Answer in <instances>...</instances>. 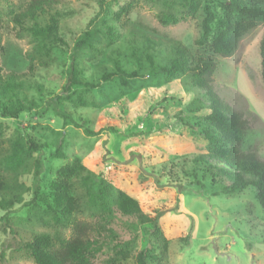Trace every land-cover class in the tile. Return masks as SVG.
Instances as JSON below:
<instances>
[{
  "label": "rangeland",
  "instance_id": "1",
  "mask_svg": "<svg viewBox=\"0 0 264 264\" xmlns=\"http://www.w3.org/2000/svg\"><path fill=\"white\" fill-rule=\"evenodd\" d=\"M30 1L0 0V73L12 87L0 100L34 105L16 117L0 112V264H34L25 242L33 234L56 244L67 238L69 212L96 223L106 241L112 234L127 243L117 264H136L145 241L157 256L148 264H264V211L256 188L227 195L202 175L196 162L212 147L198 127L183 121L209 109H199L206 101L191 85L194 73L164 72L177 44L193 65L212 60L221 97L250 118L240 150L264 156L263 28L228 14L217 0H56L34 18L24 16ZM51 16L53 37L43 32ZM222 32L236 41L229 58L213 49ZM71 69L78 82H71ZM55 97L69 119L53 113ZM26 135L42 149L29 152ZM37 156L44 171L34 197ZM99 180L106 182L102 199L112 200L111 211L121 191L146 215L160 214V236L133 230L132 220L114 211L108 215L96 198ZM59 188L70 195L69 207L56 205ZM111 250L103 248L95 264L116 256Z\"/></svg>",
  "mask_w": 264,
  "mask_h": 264
},
{
  "label": "trees",
  "instance_id": "2",
  "mask_svg": "<svg viewBox=\"0 0 264 264\" xmlns=\"http://www.w3.org/2000/svg\"><path fill=\"white\" fill-rule=\"evenodd\" d=\"M56 0H31L26 7L24 16L34 18L36 14L43 13L45 8H50ZM183 1H201V0H183ZM208 1V0H202ZM228 14L246 16L253 26H261L263 28L259 41V57H260V78L264 85V0H217ZM209 15L208 9H206ZM204 31L208 28L203 25ZM57 31V21L53 16L49 18V24L44 28L43 32L53 37ZM204 32V34H205ZM177 44V43H176ZM213 49L222 58L233 56L236 50V41L225 38L224 32L220 33L213 42ZM174 59L165 73L175 76L184 72H192L196 78L191 85L196 88L201 98L205 99V104H199V109H209V112L200 116H193L191 122L183 121L184 125H193L200 129L209 146L212 147V153L206 154V157L199 158L200 170L203 176H210L214 183L222 184V192L231 194L236 191H242L247 186H253L257 190L259 205L264 211V156L260 155L257 150L241 151V138L249 129L250 121L244 113L234 110L223 100L219 92V86L214 84L213 73L216 65L212 60L202 61L200 64L193 65L189 52L180 44L174 46ZM75 71L71 69V82H78L75 79ZM9 82V81H8ZM8 82L2 80L0 73V96L4 94L5 89L12 88ZM53 102V113L62 119H69V114L61 109V103L58 97L51 99ZM34 108L33 104L14 105L0 100V112L5 117H16L21 112H28ZM39 116L44 115L43 112L37 113ZM246 115H249L246 113ZM253 117V116H252ZM187 121V120H186ZM76 127L78 125L74 124ZM87 136L93 133L88 129L83 130ZM132 136L138 133L131 134ZM26 148L29 152H37L42 146L26 135ZM214 161V162H212ZM44 171V165L39 156L34 160L33 169V196H38L40 187V175ZM2 182V180H1ZM200 184L199 182H197ZM98 185L101 187L97 191L101 205L107 211L108 215L118 214L132 220V228L136 230L142 227L149 235L160 236L157 227L160 214L153 217L146 215L139 203L124 192L115 191V199L113 211L110 209L109 201L103 200L106 188V182L99 180ZM56 187V186H55ZM60 191L54 194L56 205L69 207L71 197L66 190L59 188ZM200 195V191H198ZM11 206L13 201L8 200ZM0 207L5 210L2 203ZM71 207V206H70ZM6 219V217H5ZM4 219V220H5ZM65 226L69 229V236L54 243L49 235L33 234L31 238L25 242L24 248L29 251L34 260V264H95L94 258L103 251L112 249L116 256L107 259L105 264H117V255H123L127 247L126 242L116 241L115 235L110 234L109 241L101 235L100 229L96 223L77 219L71 216V213L64 216ZM135 227V228H134ZM5 231V229H4ZM185 244L188 239L184 238ZM163 253L166 255V244L162 243ZM160 255V256H161ZM149 259L156 260L157 256L151 247V242L145 241L142 248L135 256L136 264H148Z\"/></svg>",
  "mask_w": 264,
  "mask_h": 264
}]
</instances>
